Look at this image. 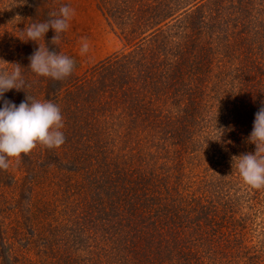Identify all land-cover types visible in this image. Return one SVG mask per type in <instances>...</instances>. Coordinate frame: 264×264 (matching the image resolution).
I'll list each match as a JSON object with an SVG mask.
<instances>
[{"label": "rangeland", "instance_id": "rangeland-1", "mask_svg": "<svg viewBox=\"0 0 264 264\" xmlns=\"http://www.w3.org/2000/svg\"><path fill=\"white\" fill-rule=\"evenodd\" d=\"M244 2L247 0H0V60L9 63L4 65L9 71L12 64H18L26 85L19 91L10 89L4 99L17 106L26 96L30 102L48 100L55 103L61 110L64 124L61 131L65 137L61 147L48 149L38 144L18 160L10 158L9 168L0 170V264L120 263L113 251V232L118 221L116 217L122 214L124 195L117 194L114 185L128 183L130 152L135 151L134 147L136 150L142 148L138 144L151 132L140 136L137 142L138 126L121 123L117 134L110 136L113 141H103L105 146L94 145L95 137H91L90 143L77 144L70 137L68 122L77 126L80 119L78 115L69 116L78 112L74 103L83 102V89L76 88L82 79L78 80L93 66L126 50V31L133 30L131 34L137 36L140 29L149 25L146 22L152 23L162 17L164 7L175 12L158 26L165 31L164 39L171 36L170 42L178 49L192 42L197 58L187 59L188 53L182 58L183 55L177 53L175 76L161 80L156 98L151 99L156 101L149 105L153 110L158 104V116L167 114L174 118L169 122L162 120L164 125L159 123L152 130L162 128L164 132L170 130L177 135L167 144L158 140V144L163 145L159 152L163 160L159 164L165 165L164 169L170 174L166 176L162 170L161 182L164 188L167 182L178 183L177 172H183L196 187L199 184L207 188L213 182L214 189L222 187V191H226L227 184L233 182L235 188L230 194L235 192L238 197L235 203H227L235 204L232 218L242 217V247H246L240 251L230 249L233 254L226 257L236 260V264H264V188L253 189L246 185L233 161V157L250 154L256 147L248 139L253 126L250 122H254L255 113L264 106V0H248L256 5L257 12H248ZM61 5L72 8L75 15L69 28L61 34L58 45L51 43L55 35L52 29L44 35V42L21 40L26 38L22 30L31 23L48 19L49 13L58 11ZM178 22L196 31L173 28V23L178 25ZM151 29L145 31L146 36L153 32ZM82 37L89 43V51L83 55L80 54ZM37 43H45L50 52L72 58L75 62L72 74L57 81L31 72L29 57L39 47ZM251 65L256 67L254 77L246 71ZM243 77L253 78L243 83ZM195 88L198 90L196 100L194 98L188 108L182 99L172 94L166 97L175 89L184 93ZM98 96L100 101L111 99L105 91ZM175 115H179L178 124ZM215 126L218 130L229 128L230 131L222 132L219 138ZM186 127L195 134L194 150L188 155L192 148ZM128 131L133 134H127ZM180 142L183 151L178 153ZM236 143H239L238 148ZM102 154L107 156L97 158ZM156 197L168 199V195L163 194ZM112 202H115L113 208L110 207ZM103 205L107 214L102 233L108 236L99 238L101 231L96 218L102 213ZM222 223L227 232L226 222ZM166 228L171 231H148L160 240L159 248L151 250L150 259H154L158 250L155 258L159 257V264H169V245L184 246L182 254L193 250L194 257L197 251L193 248V232ZM101 240L106 244H97ZM104 248L108 252L107 261ZM198 253L208 258L204 264L212 263L206 250ZM226 257L224 264L228 263Z\"/></svg>", "mask_w": 264, "mask_h": 264}, {"label": "trees", "instance_id": "trees-1", "mask_svg": "<svg viewBox=\"0 0 264 264\" xmlns=\"http://www.w3.org/2000/svg\"><path fill=\"white\" fill-rule=\"evenodd\" d=\"M244 3L246 5L244 8L247 7L248 12L252 10L257 12L256 5L249 3L248 0ZM188 4L187 2L184 5L187 6ZM183 7L180 8L183 9ZM164 9L162 17L152 23L146 22L149 25L140 29L141 32L137 36L131 34L133 30L126 31L125 41L128 45L126 50L115 53L93 66L84 77L78 80L81 81L82 79L76 88L83 89L81 94L84 97L80 104L74 103L78 108L77 114L69 116V118H74L78 115L80 119V125L77 126L73 122H68L70 137L77 144L79 142L90 143L91 137H95L94 145L105 146L103 141H113L114 138L110 136L117 134L121 123L138 126L136 127L138 130L135 132V135L139 136L137 142L148 132H151L148 138L145 137L138 144L142 148L136 150L134 147L135 151L130 152L132 162L128 183L123 186L114 185L117 194L124 195L123 208L120 210L122 214L116 217L118 221L115 223V231L113 232L115 237L113 251L116 252L119 264H159V257L155 258L158 250L154 259H150L149 256L152 255L151 250L159 248L160 240L148 231L152 229L162 231L164 229L165 232H170L171 229L166 227L191 230L194 237L192 240L193 248L196 247L197 251L193 257V250L189 249L185 254H182L181 251L184 246L178 248L169 245L170 249L167 250V254L171 255V258L167 259L169 264H204V260L208 262V258H204L198 253H202L204 250L208 253L207 257H212L211 264H224V258L233 254L230 249L240 251L246 247L244 245L242 247V217H234L235 221L232 222L234 218L231 215L234 213L232 209H234L235 204L231 206L227 203H235L238 197L235 192L230 194L232 193L231 189L235 188L234 183L229 182L225 188L226 191H222V187L214 189L213 182L207 178L209 182H212L207 190L199 184L196 187L194 183L185 178L187 176L184 177L183 172L176 173L179 176V179L176 180H180L178 183L170 184L167 182L164 188L161 182L162 170L166 176L170 174L168 170L164 169L163 166L165 165L159 164L163 160L159 158V152L162 151L163 145H159L158 140L167 144L168 140L177 135L171 134L170 130L164 132L162 128L152 130L159 123L161 126L164 125L162 120L169 122L170 119L174 118L168 117L167 114L158 116L156 112L158 104L153 110L149 108V105L156 101L151 99L156 98V88L161 80L171 75L175 76L178 61L176 54L180 53L184 58V55L188 53L187 59H190V56L192 59L196 57L195 45H192V42H188L186 48L178 49L176 44L170 42L171 36L164 39L165 31L161 26H158L175 13L174 10H171L172 8L164 7ZM167 9L169 10L168 13L166 12ZM172 27H180L181 31H196V28L182 22H178V25L173 23ZM148 28H152L153 32L146 36L145 31ZM134 39L137 41L133 42ZM241 67L243 68L242 65ZM255 69L256 67L251 65L247 67L246 71L254 77ZM256 72L257 74L260 73L259 71ZM245 75L247 76L246 72ZM253 77L246 79L243 77V83H248ZM196 88L184 93L175 89V92H170L166 97L168 98L172 94L174 97L185 101L188 108L196 100L198 91ZM104 91L111 96V99L100 101L98 94L104 93ZM175 117L177 118L176 124L180 123L179 115H175ZM251 123L253 124V122H250V126ZM109 124L108 129H104ZM186 130H188L186 134L189 146L192 148V151L187 153L188 155L194 150L192 141L195 134L191 128L186 127ZM225 131H230V129L225 128L223 132L225 133ZM127 134L132 135L133 133L128 131ZM179 145L181 148L177 149V152L181 153L183 146L181 142ZM238 146L239 143H236V148ZM255 151L256 147L251 150L250 154H255ZM89 156L87 159H90ZM105 156L107 155H97V158H105ZM157 194L168 195V199L165 200L163 197V200H160L156 197ZM177 201L181 203L180 206L176 205ZM114 204L115 202H112L110 207L113 208ZM102 207V213L96 220H98L97 224L100 227L98 229L102 235L101 237L99 235V238H106L108 235H104L102 232L105 229L103 220L107 214V208L105 205ZM222 221L227 224V232H224ZM232 235H234L233 238ZM97 244H106V242L101 240L97 241ZM177 249H181L180 252L175 251ZM172 251H175V254H172ZM224 252L226 254H223ZM103 253L107 261L108 252L105 248ZM115 254L112 252V256ZM226 261L227 264L237 263L230 257H226Z\"/></svg>", "mask_w": 264, "mask_h": 264}, {"label": "clouds", "instance_id": "clouds-1", "mask_svg": "<svg viewBox=\"0 0 264 264\" xmlns=\"http://www.w3.org/2000/svg\"><path fill=\"white\" fill-rule=\"evenodd\" d=\"M75 15V11L67 5H61L58 11L49 13V18L31 23L21 34L22 41H43L44 35L49 29L54 30L55 35L51 43L58 45L61 34L69 28V23ZM80 54L89 51V43L86 37L81 38ZM38 44V43H37ZM29 57V69L37 76L48 77L52 80H62L70 76L74 68V60L67 55L49 51L45 43ZM9 63L0 60V170L9 168V159H19L22 154H29L36 146L45 148H59L65 143L63 117L60 108L53 102L44 100H32L29 97L18 106L4 99V94L10 89H24L25 80L18 64H12L9 71L4 65ZM216 128V126H215ZM219 138L223 130H218ZM249 142L255 144V154H244L233 157L236 169L243 182L253 189L264 188V106L255 113L252 131L248 137ZM219 140V139H218Z\"/></svg>", "mask_w": 264, "mask_h": 264}]
</instances>
